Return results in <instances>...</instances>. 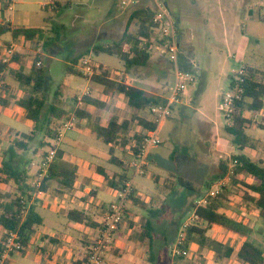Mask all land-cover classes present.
Instances as JSON below:
<instances>
[{
	"label": "rangeland",
	"instance_id": "obj_1",
	"mask_svg": "<svg viewBox=\"0 0 264 264\" xmlns=\"http://www.w3.org/2000/svg\"><path fill=\"white\" fill-rule=\"evenodd\" d=\"M51 1L53 0H0V21L13 18L12 22L17 26L47 29L46 35L49 39H47L46 48L43 47L42 42L37 45L27 43L26 47L29 50L39 48L41 52L43 51L41 61L47 71L44 96L48 106L53 104L74 115V108L77 105L74 95L85 92L90 82L85 77L69 74L68 66L73 59L77 58L74 67L82 71L81 59L87 58L92 63L107 64L113 77L121 78V74L117 73L121 69V60L107 54L94 55L91 49L97 44L113 43L120 39L127 26L130 9L122 8L119 0H58L60 6L54 11L48 5ZM165 1L168 3L169 14L174 19H178L177 29L187 41L184 45L185 39H181L179 66L181 67L182 63H187L190 59L191 72L195 81L185 90V106H176L170 118L165 120L158 131L161 143L147 151L149 156L146 160L149 164L146 173L135 174L134 168L131 167L127 174L132 179V185L144 194L164 195V192H159L155 188V180L167 184L172 191L171 195L176 196L174 197L176 203L186 206L190 202L189 196L198 200L207 190L218 189V184L213 180L214 163L219 160V156L223 159H231L233 155L240 153L232 137L225 130L228 123L223 113L225 106L220 97L227 91L232 73L237 72L243 63H252L261 71L259 78L264 81V0ZM222 21L226 23L224 27ZM50 29H53V32ZM135 29L136 25L132 22L131 32ZM0 39L2 40L0 53H2L10 42L11 34L4 33ZM151 56L153 60L147 66L134 67L130 70L134 74L133 80H139L142 74H145L150 83L156 84L146 85L147 88H151L156 94L165 95L173 81L171 67L167 65V61L158 50L152 49ZM154 63L157 65L156 70L152 67ZM162 70L165 74H161ZM7 82L18 90L19 86L15 81L7 78ZM101 95H103L102 91ZM115 112L122 113L120 108ZM46 118L53 117L46 116ZM258 118L260 120L261 115ZM46 122L47 120L36 132L35 139L27 142L25 150H16L18 155L16 161L20 168L28 169L27 175L31 185L52 143L45 137ZM0 124L2 125L0 128L1 160L2 152L13 144L14 139H20V133H29L33 129V123L25 118L21 110L15 108L0 117ZM86 124L90 130L93 128L91 119L88 122L83 121L80 132L85 129ZM257 128L264 130L254 124L252 130H248L247 133L254 138ZM80 132L73 130L76 134ZM70 133L72 131L65 132L64 138L62 135L65 150L73 144L69 140V136L73 133ZM80 140L81 144L88 142L83 136ZM40 143L47 144L42 146ZM92 144L97 145L96 147L104 153V159L91 156L89 160L106 165L108 147L102 141ZM86 148V145L71 148L70 154L64 155L63 163L69 167H74V163L77 162L89 163L87 161L89 153ZM114 154L122 157L123 151L117 148ZM242 154L247 155V152ZM252 158L264 160V140L257 142V150ZM127 162H131V158L127 159ZM179 178L192 183L195 190H188L181 186L178 183ZM56 186L55 181H52L45 195H58L55 192ZM14 191L13 184L0 183V200L14 195ZM224 207L231 214H235V218L245 217L247 224L253 230L258 227L264 229V215L257 214L252 206H248L238 196L231 195ZM189 218L190 213L187 210L173 214L170 209L159 218L165 229V232L160 233L164 234L167 246L173 255L176 254L175 245L178 237L176 231L170 226L171 220L183 222ZM215 234L224 235V232L220 230ZM251 237L264 249V241L259 235L253 233ZM224 238H226L225 235ZM232 241H234V247H237L241 240L237 237ZM191 242L190 248L184 253L185 258L178 260V264H241L235 255L225 260L218 258V252L223 251L225 244H221L222 246L213 244L208 251L216 255L211 260H206L200 257V251L195 250L197 240L194 239ZM167 252V249L162 250L160 255L154 252L153 264H170Z\"/></svg>",
	"mask_w": 264,
	"mask_h": 264
},
{
	"label": "trees",
	"instance_id": "obj_2",
	"mask_svg": "<svg viewBox=\"0 0 264 264\" xmlns=\"http://www.w3.org/2000/svg\"><path fill=\"white\" fill-rule=\"evenodd\" d=\"M152 16L153 12L148 8L132 9L129 13L127 26L120 39L113 43L97 44L93 46L91 52L94 55L107 54L117 57L124 64V72H128L134 67H144L150 58V46L153 44L154 33L150 21ZM132 22L136 25L134 32L130 30ZM50 30L53 32V29ZM4 33H10L14 39H24L36 45L42 42L44 48H46L47 39H49L44 29L16 26L6 21L0 24V36ZM40 59L42 60V56ZM76 63L77 58L72 60L67 72L85 77L81 70L74 68ZM243 66L245 67V74L242 76L241 99L234 102L233 111L230 114L223 111L228 122L225 130L232 137V141L239 151L246 148H255V141L247 133L254 122L251 118H247L245 113L256 115L264 107V82L259 78L261 71L252 63H244ZM183 69L189 71L185 67ZM93 70L89 80L101 85L105 95L118 93L124 96L126 105L131 111L129 118L120 121L117 116H112L104 126L101 125L100 119H95L92 128L93 134L110 146L108 149L109 163L121 170V173L117 175L119 182L116 183L104 174L105 178L108 179V185L111 188L121 190L123 183L129 180L127 176L129 170L127 159H133L140 152L146 133L157 128L156 122L149 117L148 119L141 117L140 113L147 111L152 105L163 102L164 99L160 96L149 95L138 87L125 84L122 80H113L111 71L102 65L94 67ZM7 78L18 84L19 89L22 91L21 97L17 98L12 92L10 84L6 82ZM46 81L47 71L44 64L41 67L33 65L30 69H27L26 57L19 52H15L7 63L0 60V108L17 106L24 111L25 118L33 123V129L29 133H20V139H14L13 144L2 152L0 160V183L15 186L14 195L0 200V227L3 230L0 236V259L5 250V242L9 233H15L19 243V247L14 248L13 251L24 253L31 238L36 234L39 226L42 225V218L32 203V196L37 190L46 192L50 187V183L55 181L57 184L55 192L58 195L67 194L73 189L77 179L75 167H69L63 163L64 152L61 149L56 150L55 157L41 180L39 189L31 185L28 180V169L20 168L16 161L18 157L16 150L27 148V142L35 139L36 132L45 120H47L45 137L52 141L57 137L62 124L72 116L53 104L48 106L44 96ZM235 83L234 73L229 89H232ZM75 102L77 103L76 98ZM82 103L96 108H103L105 105L90 95H84ZM73 114L79 118H90V115L82 108H76ZM46 116H52L53 118L49 119ZM135 127L139 128V131H133ZM129 131L132 132L131 135L126 136ZM129 140L132 141L131 144H128ZM40 144L44 146L47 143ZM117 147L122 149V157L114 155ZM231 164L233 174L230 176L229 186L224 187L219 195L208 198L206 204L195 206L196 219L185 230V238L182 244L178 245L175 260L183 259L190 242L194 239L197 240L200 247L210 248L213 244L222 246L213 242L206 235L211 226L217 225L244 238L241 246L235 252L236 258L242 264H264V249L254 242L251 237L255 233L264 241V229L258 227L253 230L244 220L231 218L221 212L230 196L236 195L248 206L258 210L260 215H264V166L262 162L252 161L243 154L233 155ZM223 167L226 168L225 165ZM226 172L224 170L222 176ZM246 177L250 178V183L245 181ZM178 183L188 190H195L189 181L179 178ZM78 214L79 217H77ZM69 218L76 222H85L84 214L76 210L69 212ZM233 253L234 248L225 245L223 251L218 252V258H228Z\"/></svg>",
	"mask_w": 264,
	"mask_h": 264
},
{
	"label": "crops",
	"instance_id": "obj_3",
	"mask_svg": "<svg viewBox=\"0 0 264 264\" xmlns=\"http://www.w3.org/2000/svg\"><path fill=\"white\" fill-rule=\"evenodd\" d=\"M165 2H166V6H168L167 1ZM48 5L52 8V10L54 9L55 11V7H57L56 8L57 10L60 6V3L58 2V0H53ZM175 19L176 21L178 20L177 18ZM4 21L6 20L2 19L0 21V24H2ZM12 21L13 18L11 20L9 19L6 22H10L12 25H15L13 24ZM225 25L226 23L222 21V26L224 27ZM26 27H30V26H26ZM31 28H36V27H31ZM44 30L46 34L47 29ZM178 37L180 41V46H181V39H185L183 40V44L185 45L187 42L186 37L182 35L179 29H178ZM1 41L2 40L0 39V42ZM19 43L21 45H19ZM27 43H32V42L26 41L24 39H14L11 36L10 42L7 43V46L13 44L15 46V52H19L25 55L26 67L27 69H30L29 61L31 60L33 53L39 50L41 56H43L44 54L41 52V49L39 48L34 50L27 49L26 47ZM2 53H0V56ZM150 53H152V50H150ZM84 60H89V59L87 58L81 59V63ZM151 60H153V57L150 54L148 63L145 66H147L151 62ZM188 62L183 63L181 67L182 68L185 67L187 70L191 71L192 63L190 59H188ZM92 65H102L104 68L111 71L110 67L107 64H103L102 62H95L92 63ZM167 65H169L168 62ZM242 65H244V63ZM152 67L154 70H156L157 69L156 63L152 64ZM74 68L78 69L76 67ZM120 68H121L120 71L118 70L117 73L121 74L122 77L119 79H115L111 71V78L113 80H117V81L122 80L125 84L138 87L144 90L149 95H156V96L158 95L161 96L163 99L167 96V93L165 95H159L152 92L151 88H147L146 85L152 86L153 84L154 85L156 84L150 83V81L147 79V76H145V74L144 75L142 74V77H140L139 80L138 79L133 80L134 78L133 72H131L130 70L128 72H124L123 62ZM160 72L161 74H165L164 70ZM234 73L235 72H233L232 74ZM85 78L89 80V77L87 75H85ZM89 82H90V86L87 87L85 92L74 95L76 96L74 98L77 99V105L75 106L74 110L76 108H82L85 110V112H87L90 115V118L77 117V122L75 126L76 128L65 132L72 131L73 133V130H79L80 132V129L82 127V122L83 121L88 122V120L90 119L93 121V123L95 119H100L101 125L104 126L112 116H117L120 119V121L130 117L131 111L126 105L124 96L118 93H110L109 95H105L103 91V87L101 85L95 84L90 80ZM231 82H232V76L229 80L227 91L229 90ZM10 86L12 92L17 96V98L22 96V91L19 88L17 90L13 88L11 84ZM101 91L103 92V95H101ZM84 95H90L92 98L103 102L105 105L103 106V108H96L93 106L86 105L84 103L78 104V98L80 97L82 100V97ZM103 96H105V98ZM222 96L220 97V99L222 98ZM176 106H181V107L185 106L184 97L182 103L179 105H174L172 107V110ZM15 108L21 110L24 113V111L18 108L17 106H12L10 108H0V117L2 115L4 116L5 112L13 110ZM119 108L122 111V113L115 112L116 110H119ZM64 111L70 114L69 111L67 110ZM259 115H261L260 120H258ZM140 116L146 119H148L149 117L147 111H142L140 113ZM245 116L247 118H251L254 124H256L259 128L264 129V107L258 114L254 115L256 118L251 116L250 113H245ZM164 122L165 120L157 127L156 130L157 136H158V131L162 128ZM1 126L2 125L0 124V128ZM252 128L253 126L249 130H252ZM133 131H139V128L135 127L133 128ZM131 133H132L131 131L127 132L126 136H130ZM82 136L88 142L81 144L80 139ZM63 138L61 144H59L60 147H58V149H61L64 152L65 156H68L70 154L71 148L78 145L80 146L86 145L87 147L86 150L89 153V158L87 160L89 163L87 164H85V162L74 163V167L76 168L77 179L75 181L73 189L69 193L62 195H45L47 193L46 191L44 192L43 195L32 196V203L35 205L37 213L42 218L43 221L42 225L39 226V228L36 231V234L31 238L29 246L26 249V251L24 253H20L17 251L8 252L3 260V264H81L82 260L87 254V250L89 246L91 245L93 240L98 238L101 234L104 221L109 211V206L112 202L117 200V195H116L117 189L111 188L108 185V179L105 178L104 174L108 175L109 179H113V181L116 183L119 182L117 175L121 173V170L118 167L111 165L109 163V158H110L109 153H108V158L106 159L105 162L106 165L99 164V162L96 163L91 162L89 160L91 156L96 158L102 157L104 159V153L96 147L97 145L92 144L93 142L96 143V141H102V140L97 138L93 134L92 129L90 130L87 124L85 129H83V131H81L78 134L73 133V135L69 136V140H71L73 144L68 146V150H65L63 148ZM252 139L255 141V148L254 149L246 148L243 151H239L237 149L240 152L238 154H242V152L246 151L247 155L245 156L250 158L252 161L262 162V165L264 166V160L262 158H258L257 160H254L252 158L253 153L256 152L257 150V142L264 140V130L262 131L257 128L255 131V137L254 138L252 137ZM131 143L132 141H130L128 144ZM106 146L109 149L110 146L109 145ZM117 148H115V150ZM148 156L149 154L147 153L146 159ZM148 164L149 163L146 160V168L148 167ZM224 165L226 168L223 167ZM230 166H232L231 159H223L222 156H219V160L216 163H214L215 177L213 182L217 183L222 177L226 176V175L222 176L223 171L224 170L227 171L228 167ZM130 168L131 166H129V169ZM129 180L132 183V179L130 177ZM155 181H156L155 188L159 192L160 191L164 192V195L144 194L143 192L138 191L137 188H135L132 185V194L124 202L123 219L112 236V241L109 248L104 253L105 264H144L145 262L148 264H153L155 258L154 252L158 253L157 255H160L161 251L165 249L168 250L167 253L169 256L170 264H178V262L180 261L174 259L175 255H173L171 250H169L164 234L160 233V232H165V229L162 227L159 218L161 215L166 213L168 209H170L173 214L175 212L179 213L187 210V212L190 213L189 220L183 222L181 221L178 222L177 220L174 222V220H171L170 226L173 230L176 231V235L178 237L179 234L183 231L184 225L187 223L191 224L194 215L195 206L201 205L200 202L202 198H204V196L210 189L207 190L204 194H201L203 196H201L198 200H195L189 196L188 199H190V202L186 206H184L182 204L176 203L175 201L176 199L174 198L176 196L171 195L172 191L169 189L167 184L161 183L159 180H155ZM245 181L247 183L251 182L249 177H246ZM253 209L255 208L253 207ZM71 210H76L79 213L84 214L85 222H76L71 220L69 218V212ZM255 211L257 212V214H259L258 210L255 209ZM221 212H224L227 216L231 218L237 220H244L246 222L245 217L240 216L239 218H235L236 217L235 214H231V212L226 210L225 207L221 209ZM79 216L80 215L78 214L77 217ZM220 230L224 232L226 238H224V235L215 234ZM2 231L3 230L0 227V236L2 234ZM206 235L215 243L225 244L229 247H233L234 253L232 255H235L236 250L241 246L242 242L244 241V238H242L241 236L237 234H233L232 232L227 231L217 225L211 226L207 231ZM237 237H240L241 241L239 242L237 247L236 246L234 247V241L232 240L236 239ZM191 243L192 242H190V244ZM190 244L188 248H190ZM208 249L209 247H200L197 242L195 250L200 251L199 253L200 257L205 258L206 260H211L216 254L212 251H208ZM191 256L192 255H190V257ZM228 258L224 257L221 259L225 260Z\"/></svg>",
	"mask_w": 264,
	"mask_h": 264
},
{
	"label": "built area",
	"instance_id": "obj_4",
	"mask_svg": "<svg viewBox=\"0 0 264 264\" xmlns=\"http://www.w3.org/2000/svg\"><path fill=\"white\" fill-rule=\"evenodd\" d=\"M119 4L122 8H129L130 11L135 8H148L153 12L151 17V24L153 26V44L150 46V50H158L161 55L164 56L165 60L171 67L173 81L168 88L167 96L164 101L152 105L148 110V116L154 122L157 123V127L164 120L169 118L172 114V107L174 105H179L183 101L185 90L187 86L191 85L195 81V77L191 71H186L179 66V52H180V41L178 37V29L176 25V19H174L168 12L165 0H119ZM15 53V46L10 44L5 47L3 53L0 56V60L7 63L10 58ZM41 53L39 50L35 51L31 57L30 68L35 65L36 67H41L43 65L41 59ZM98 67V65H92L90 60H84L82 62V70L85 75L90 77L93 74V68ZM245 74V67L242 65L237 72H235V86L232 89L226 91L221 102L225 106V113L230 114L233 111V104L235 101L241 99L242 88L241 84L243 82V75ZM78 104H82V100L78 98ZM77 122V117L72 115L71 118L64 122L60 127L57 137L52 140L48 151L42 159L41 166L37 172L36 179L33 181L32 185L39 189L41 185V180L50 164L52 163L56 150L59 147L60 140L65 131L72 130L75 128ZM157 128L154 131H148L143 139L142 145L140 147V152L131 159L130 166L134 168L135 174L144 175L146 173V154L147 151L161 143L159 137L156 133ZM232 165V164H231ZM233 174L232 166L228 167L226 176L222 177L218 182V189L209 190L204 198H202L200 204L204 205L208 198L215 197L220 194L224 187H227L230 183V176ZM36 195H43L44 192L37 190ZM132 194V183L127 180L123 183V188L117 190V200L112 202L109 206V211L107 217L104 221L101 234L98 238L93 240L91 245L87 250V254L82 260L81 264H105L104 253L109 248L112 236L117 230L119 224L121 223L124 215V202ZM195 214L193 215L192 221L195 220ZM192 223V222H191ZM190 223H187L183 227V231L179 234L176 243V253H178V245L182 244L185 238V230L188 228ZM19 243L17 241V236L15 233H9L8 238L5 242V250L0 259V264H3V260L6 254L13 251L14 248H18ZM175 254V253H174Z\"/></svg>",
	"mask_w": 264,
	"mask_h": 264
}]
</instances>
